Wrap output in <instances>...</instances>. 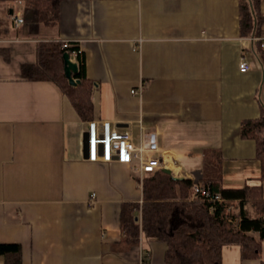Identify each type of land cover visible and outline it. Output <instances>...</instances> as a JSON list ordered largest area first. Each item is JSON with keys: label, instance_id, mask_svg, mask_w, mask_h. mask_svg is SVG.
<instances>
[{"label": "crops", "instance_id": "1", "mask_svg": "<svg viewBox=\"0 0 264 264\" xmlns=\"http://www.w3.org/2000/svg\"><path fill=\"white\" fill-rule=\"evenodd\" d=\"M242 2L73 0L56 26L39 28L25 0H0V243L20 244L23 264H167L165 243L142 230L127 241L123 208L143 203L139 161L88 160L90 121L131 132L136 146L156 134L158 151L143 157H160L173 176L264 195L256 142L241 136L264 112V66L241 33ZM54 41L82 51L71 60L94 83L89 121L55 83L23 77L38 44ZM222 261L264 264V240L258 257L229 245Z\"/></svg>", "mask_w": 264, "mask_h": 264}, {"label": "trees", "instance_id": "2", "mask_svg": "<svg viewBox=\"0 0 264 264\" xmlns=\"http://www.w3.org/2000/svg\"><path fill=\"white\" fill-rule=\"evenodd\" d=\"M67 1L73 0H25V6L35 12L39 28H47L58 24L61 5ZM263 25L261 1L243 0L241 33L253 38L255 53L264 66L260 40L264 36ZM65 51L60 42H40L37 63L23 65V77L55 83L71 100L80 118L89 121L93 118L94 83L86 78L85 65L80 60L74 76L80 83L77 87L70 85L64 70ZM241 136L256 142L264 182V112L257 119L242 123ZM138 180L143 188V203L128 204L122 212L121 228L127 241L137 242L142 230L148 239L165 243L167 264H223L222 251L229 245L240 247L242 259L258 257L260 242L264 240L262 186L226 189L218 179L194 183L190 179H175L162 170ZM196 186L204 192L194 196ZM248 204L252 214L246 209ZM234 210H238L237 216ZM253 233H258L259 238ZM0 257L5 264H23L22 246L0 243Z\"/></svg>", "mask_w": 264, "mask_h": 264}, {"label": "built area", "instance_id": "3", "mask_svg": "<svg viewBox=\"0 0 264 264\" xmlns=\"http://www.w3.org/2000/svg\"><path fill=\"white\" fill-rule=\"evenodd\" d=\"M13 23L18 28L25 24L23 16L13 15ZM264 47V37L260 39ZM62 49L68 51L70 58H77L81 54V49L74 43L66 41L62 43ZM241 69L248 70L250 67L247 62L243 61L240 65ZM132 94H140L142 90L131 91ZM159 148L157 135L150 132L141 133V144L136 146L133 142L131 132H119L111 128L108 121H90L88 123L86 149L87 158L92 162H120L131 164L133 160L139 161L136 168L139 171V178L142 181L146 175L155 174L163 169V162L160 157H152L145 159L143 154L147 151L157 152ZM204 192L203 189L196 186L193 190L194 196ZM96 194H92L94 198Z\"/></svg>", "mask_w": 264, "mask_h": 264}, {"label": "water", "instance_id": "4", "mask_svg": "<svg viewBox=\"0 0 264 264\" xmlns=\"http://www.w3.org/2000/svg\"><path fill=\"white\" fill-rule=\"evenodd\" d=\"M64 70H65V75L72 86H77L80 83V80L75 79V75L79 71V66L77 62H74L70 58V54L68 52H65L64 55ZM163 172L167 174H172V171L168 168H163ZM175 179H182L174 176Z\"/></svg>", "mask_w": 264, "mask_h": 264}, {"label": "rangeland", "instance_id": "5", "mask_svg": "<svg viewBox=\"0 0 264 264\" xmlns=\"http://www.w3.org/2000/svg\"><path fill=\"white\" fill-rule=\"evenodd\" d=\"M13 17V16H12ZM25 19V18H24ZM25 23H26V20H25ZM65 52H68L69 53V50L68 51H65ZM234 212H235V214H236V216H237V214H238V210H234Z\"/></svg>", "mask_w": 264, "mask_h": 264}]
</instances>
